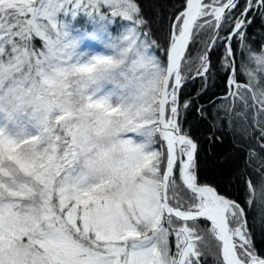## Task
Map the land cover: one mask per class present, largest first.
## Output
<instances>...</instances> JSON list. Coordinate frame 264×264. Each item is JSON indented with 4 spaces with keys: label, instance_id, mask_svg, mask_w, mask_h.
<instances>
[{
    "label": "snow or ice",
    "instance_id": "6c2138e0",
    "mask_svg": "<svg viewBox=\"0 0 264 264\" xmlns=\"http://www.w3.org/2000/svg\"><path fill=\"white\" fill-rule=\"evenodd\" d=\"M0 264H264V0H0Z\"/></svg>",
    "mask_w": 264,
    "mask_h": 264
}]
</instances>
